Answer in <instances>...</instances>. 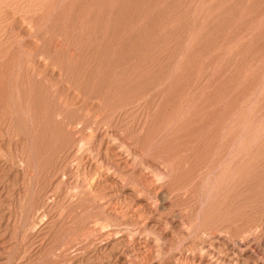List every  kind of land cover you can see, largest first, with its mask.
<instances>
[{"label":"rangeland","instance_id":"obj_1","mask_svg":"<svg viewBox=\"0 0 264 264\" xmlns=\"http://www.w3.org/2000/svg\"><path fill=\"white\" fill-rule=\"evenodd\" d=\"M0 264H264V0H0Z\"/></svg>","mask_w":264,"mask_h":264}]
</instances>
